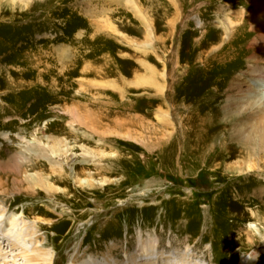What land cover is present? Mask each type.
<instances>
[{"label":"rangeland","instance_id":"1","mask_svg":"<svg viewBox=\"0 0 264 264\" xmlns=\"http://www.w3.org/2000/svg\"><path fill=\"white\" fill-rule=\"evenodd\" d=\"M252 10L250 0H0V264L103 263L110 251L122 261L139 236L190 247L192 264L257 253L264 264V148L237 135L247 114L225 118L256 61L251 48L229 54V17L251 31ZM29 146L61 150L14 172Z\"/></svg>","mask_w":264,"mask_h":264},{"label":"bare ground","instance_id":"2","mask_svg":"<svg viewBox=\"0 0 264 264\" xmlns=\"http://www.w3.org/2000/svg\"><path fill=\"white\" fill-rule=\"evenodd\" d=\"M19 1L26 7L29 5L30 0ZM250 3L252 4L253 8V10L249 13L248 18L251 31L248 30L246 23L242 22L241 19H239L237 22L236 18L229 17L228 28H230L231 32L226 33L225 35L230 39V45H228L227 47L230 55L241 52L246 53V49L251 48L252 50H254V55L252 56L253 60L256 61H249L248 71L245 72V74L243 73V75H241L238 80H235L236 83L234 84V89L232 88L233 91L228 95V103L226 105L227 115L225 118L233 115L239 117L247 114V117H250L247 121L249 126L247 127L248 130H245L242 124L236 128V133L239 138L245 140L248 144H250V146H258L259 149H261L264 148V0H250ZM238 5L239 3H237L235 7H237ZM114 32H117V30H115ZM220 41L218 42L219 45L217 44L218 46L223 45V43H220ZM245 41H247L246 47H248L249 45V48L243 46L244 44H242V42L245 43ZM210 45H213V43ZM218 46H216L215 48L213 46L212 48L218 50ZM221 50L220 52H222ZM212 51L213 50H211L206 56L207 60L210 59ZM142 81L146 84L147 82L153 83V81L149 77L142 79ZM155 82L156 80H154V84ZM161 86L160 84H158V88H161ZM233 92L235 95H232ZM254 121H257V123H259L255 128L252 127ZM244 125H246V123ZM125 136L130 137V135ZM24 150L18 151L16 153L12 167H10L16 173H21L24 164L32 160V154L38 159L41 158L51 161L53 158L52 154L53 156L57 155V153L61 149L57 150V147H52L51 151L47 152L44 147L32 149L29 146ZM246 167L247 170L252 171L256 168V165L254 162H250L249 164H246ZM25 174L26 178L30 179L31 183L41 185L39 183L41 182L40 178H37V176H29L26 172ZM2 192L5 194L7 193V190H2ZM6 210V208L0 209V217L5 216ZM15 225L16 223L12 221V228H15ZM21 235L22 233L18 236H15L18 243L20 242L19 240L22 237ZM189 248L187 250H183L181 248L179 249L177 247H174L173 244L170 247H166L161 245L157 237L150 236L149 238L144 239L142 236H139V241L135 252L131 254H127L124 252L126 258L125 260H114L110 254V251L109 254L104 256L103 263L98 260H89V262L86 264H93V262L94 264H192V258L190 254L191 252ZM257 257L258 256L256 254L254 255V260H245L244 258L242 260V263L240 264H254L257 260ZM40 260V256H38V260H35L33 258L31 259V261Z\"/></svg>","mask_w":264,"mask_h":264},{"label":"clouds","instance_id":"3","mask_svg":"<svg viewBox=\"0 0 264 264\" xmlns=\"http://www.w3.org/2000/svg\"><path fill=\"white\" fill-rule=\"evenodd\" d=\"M257 256H258V253H257Z\"/></svg>","mask_w":264,"mask_h":264}]
</instances>
